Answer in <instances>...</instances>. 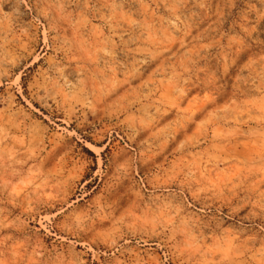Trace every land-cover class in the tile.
<instances>
[{
	"label": "rangeland",
	"instance_id": "1",
	"mask_svg": "<svg viewBox=\"0 0 264 264\" xmlns=\"http://www.w3.org/2000/svg\"><path fill=\"white\" fill-rule=\"evenodd\" d=\"M24 3L27 15L12 7L20 0H0V128L35 146L54 203L20 216L16 259L106 264L120 247L131 249L122 260L139 264H217L214 251L173 255L172 227L135 211L168 197L173 219L194 236L235 235L241 250L228 264H264V217L253 200L264 184V0ZM241 24L246 50L229 46ZM211 65L220 73L216 99L235 104L206 121V101L190 85ZM193 178L215 184L201 183L185 209L176 198L187 199ZM13 208L0 191V245L16 239L4 227L19 215Z\"/></svg>",
	"mask_w": 264,
	"mask_h": 264
},
{
	"label": "snow or ice",
	"instance_id": "2",
	"mask_svg": "<svg viewBox=\"0 0 264 264\" xmlns=\"http://www.w3.org/2000/svg\"><path fill=\"white\" fill-rule=\"evenodd\" d=\"M57 6L59 7L60 5ZM12 7L19 14L27 15V4L24 3V0H20L19 5H13ZM47 7H49L47 4L39 6V14L41 16L45 14L44 9ZM84 7L86 8L87 5H84ZM32 10L36 11L37 6L33 5ZM260 11L264 14V7ZM250 43L251 37L249 30L243 24L240 25L234 36L229 37V46L233 49L240 48L246 50ZM106 55H111V53H106ZM218 77H220V73L215 68V65L205 66L199 70L197 80L193 81L190 85L196 92H199L200 98L206 101V105L201 112V116L206 121H211L216 113L223 112L227 107L235 104V100L227 94L220 100L216 99L220 95L217 91L219 88ZM18 88L19 83L17 82L16 88H13V91H16ZM180 95H183V93H180ZM32 102L34 104L36 103L34 99ZM182 103L186 105L188 101L185 99ZM222 103L225 104V108L220 107ZM36 110H39L38 104ZM11 132V128H0V191L5 193V204L14 205L13 213H19V215L14 216L11 225L5 222L4 227L9 232H13L16 239L6 236L3 240L2 245H0L3 249L0 251V256L3 257V260L0 261V264H25V262L16 259L23 250L22 241L24 240L22 231L24 229V221L20 220V216H24L25 220H30L34 214V209L43 210L45 207L51 206L54 203V197L47 193L45 172L40 167H37V161L34 159L36 153L33 148L35 146L28 143L26 136L22 134L10 135ZM147 183L152 182L147 181ZM201 183H204L207 187H211L214 186L215 181L207 178L203 180L193 178L188 182V187L184 189V192L190 193V195H188L187 199L182 196L177 197L176 204L187 209L188 200L195 201L200 191L203 190L200 187ZM153 187L155 188L154 184ZM253 200L256 202V210L264 217V184H261V187L256 190V195L253 197ZM56 207L62 209L64 205L59 204ZM55 211L56 208H53V212ZM135 211L139 212L141 217L157 223L160 227H164L166 224L172 227L171 243L168 247L175 249L173 255H178L181 249L186 252L214 251L217 253V264H228L230 254L233 251L238 252L241 250L240 246L235 243L237 238L229 232L217 230L212 233L210 238H202L198 234L194 236L187 230L186 222L182 218L173 219V217H177L178 213L176 207L170 202L168 197H165L163 200L154 198L141 201V206L137 207ZM131 215L135 219L134 213ZM60 219L62 220L63 216ZM261 222L264 223V220ZM182 224L185 226L180 227ZM114 247L116 246L114 245ZM130 251V248H125L121 252V248L116 247V252L120 253V255L118 256L116 253H112V258L107 260L106 264H139L137 260L131 257L126 261L121 259V256ZM169 259L171 258L169 257ZM153 264H164V261L154 260Z\"/></svg>",
	"mask_w": 264,
	"mask_h": 264
}]
</instances>
